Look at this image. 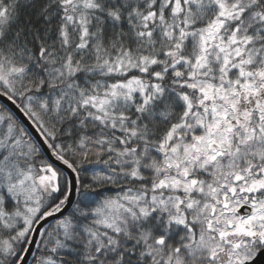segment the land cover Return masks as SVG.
I'll list each match as a JSON object with an SVG mask.
<instances>
[{"label":"snow or ice","instance_id":"6c2138e0","mask_svg":"<svg viewBox=\"0 0 264 264\" xmlns=\"http://www.w3.org/2000/svg\"><path fill=\"white\" fill-rule=\"evenodd\" d=\"M0 264H264V0H0Z\"/></svg>","mask_w":264,"mask_h":264}]
</instances>
